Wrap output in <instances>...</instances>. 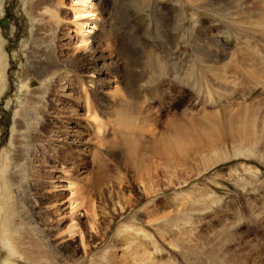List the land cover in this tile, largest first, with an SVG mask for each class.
I'll return each instance as SVG.
<instances>
[{"label": "rangeland", "instance_id": "rangeland-1", "mask_svg": "<svg viewBox=\"0 0 264 264\" xmlns=\"http://www.w3.org/2000/svg\"><path fill=\"white\" fill-rule=\"evenodd\" d=\"M0 1V264H264V0H93L91 42L106 67L96 87L72 0H39L45 20L37 26L25 20L37 1ZM38 64H57L46 84ZM172 137L186 144L196 177L120 212L142 182L163 186ZM213 142L226 160L202 172V150ZM71 190L81 209H71ZM90 204L102 242L91 232ZM74 225L91 252L59 263L41 239L54 230L71 241Z\"/></svg>", "mask_w": 264, "mask_h": 264}, {"label": "bare ground", "instance_id": "bare-ground-1", "mask_svg": "<svg viewBox=\"0 0 264 264\" xmlns=\"http://www.w3.org/2000/svg\"><path fill=\"white\" fill-rule=\"evenodd\" d=\"M26 2V4H30L32 3L33 1H37L36 5H34V2L32 3V6L27 8L28 9V17L25 16V20L26 21H30V23H32L34 26L35 24L39 23L41 25V23L43 22V18H40L41 15H39L38 13H36L37 11V5H38V1L39 0H24ZM23 1V2H24ZM95 1V0H94ZM93 0H72V11H73V14H74V27L76 28V32H77V37H78V41H77V44H78V47H79V50L80 52H84V54H87V52L89 54H87L86 56V61H87V66H86V72L89 74V80L88 82L91 84V86H95L96 85L98 86V83L100 84L99 80H97V77L95 75H103L104 73V68L105 65L102 63L105 59H102V57L97 53V50H96V46H94V41L91 42V39H93V36L95 34V31L97 29V27L99 26L98 25V22H96V14H95V9L94 7L96 6L95 2ZM222 0H216V2L220 3ZM224 3V1H223ZM194 4V3H193ZM3 6V3L0 1V8H2ZM30 6V5H28ZM26 8V7H25ZM263 8V7H262ZM47 9V8H46ZM41 10V9H40ZM26 11V9H25ZM55 11V9H54ZM52 11H49L48 14H50ZM46 13V12H45ZM54 14V13H53ZM56 15V14H54ZM53 16V15H52ZM59 17V16H58ZM50 18V17H49ZM57 18V17H56ZM195 21V20H194ZM101 22V21H100ZM247 23V22H246ZM36 24V26H37ZM43 24V23H42ZM100 24V23H99ZM30 25V24H29ZM58 25V24H57ZM101 25V24H100ZM103 25V24H102ZM42 29V28H41ZM51 33V31H50ZM260 42V41H259ZM2 43V42H1ZM92 43V46L90 47L89 45ZM5 46V45H4ZM89 46V47H87ZM3 45L0 47V49H2ZM252 47V46H251ZM100 48V47H98ZM103 48V47H101ZM103 50V49H102ZM99 52V51H98ZM102 52V51H101ZM76 54V53H75ZM80 54V53H79ZM101 54V53H100ZM104 56V55H103ZM81 57V56H79ZM108 57V56H107ZM6 59V55L5 53L3 52V49L2 51L0 50V62H3V59ZM109 58V57H108ZM49 59V58H47ZM255 59V58H254ZM259 59V58H258ZM247 61V60H246ZM5 62V60H4ZM38 62V61H37ZM70 62V61H69ZM111 63V62H110ZM60 64V63H59ZM6 65V64H4ZM83 65V64H82ZM65 66V65H64ZM109 67V66H108ZM56 68L57 67V64H38L36 67H35V75L41 80V83L42 84H46V82H48V80L50 81V77H52L53 75H55L56 73ZM60 68V67H59ZM65 68H67V66H65ZM1 69V68H0ZM7 70V69H6ZM28 71V70H27ZM250 72V71H249ZM263 72V71H262ZM33 73V75H34ZM244 73V72H243ZM254 73V72H253ZM256 73V72H255ZM264 73V72H263ZM25 74V73H24ZM27 74V73H26ZM31 75V74H30ZM5 76V69L3 67V70L0 71V85L1 86H7L5 83H4V80L2 79V77ZM256 76V75H255ZM258 76V75H257ZM26 77V76H25ZM28 78V77H26ZM31 78V77H30ZM223 79V78H222ZM64 80V79H61V81ZM25 84H22L21 88L24 90V89H29L30 84H31V81H28V80H25L24 81ZM66 83V82H65ZM232 85V84H231ZM0 86V87H1ZM69 86V84H68ZM68 88V87H67ZM1 89V88H0ZM3 90H5V87L3 88ZM65 90V88L63 89ZM225 91V90H224ZM1 94V92H0ZM42 95V94H41ZM36 97V96H35ZM1 99V98H0ZM19 99V98H18ZM148 103V102H147ZM16 104H19V100L16 102ZM22 105V104H21ZM15 106V105H14ZM131 106V105H130ZM133 106V105H132ZM137 106V105H135ZM88 107V106H87ZM123 109V108H122ZM132 110V109H131ZM22 111V110H21ZM126 112V111H125ZM131 113V112H130ZM122 114V113H121ZM112 118H113V114H109ZM131 115V114H130ZM206 116V115H205ZM23 117V116H22ZM96 118V117H95ZM111 118V119H112ZM118 119L120 118L117 116ZM133 118H136L133 116ZM132 118V119H133ZM128 120H125V124L126 125H129L127 126L126 128L128 130L130 129H136V127L133 126V123H132V120L129 121V118H127ZM131 119V118H130ZM216 118H213V120H215ZM113 120V119H112ZM116 120V118H115ZM137 120V119H136ZM135 120V121H136ZM97 121V120H96ZM114 121V120H113ZM127 121H129L130 123L127 124ZM134 121V120H133ZM141 121V119H140ZM115 122V121H114ZM113 123V122H112ZM138 122H136L137 124ZM180 123V122H179ZM247 126L245 128V131L244 133H249L250 132V129L252 128L253 126V123L251 121H248L247 122ZM115 124V123H114ZM121 123H119L117 126L120 125L121 127ZM97 128H96V136L98 138V141L101 142L103 145L106 144V142H103L105 140H109V142H111L110 138H105L106 134L108 132L107 131V126H105L106 124L102 121H98L97 122ZM125 125V126H126ZM176 125V124H175ZM178 125V124H177ZM115 126V125H114ZM123 127V126H122ZM121 127V128H122ZM144 127H146V125H144ZM14 128V127H13ZM174 130L176 127H173ZM180 128V126L178 127ZM184 128V127H183ZM123 129V128H122ZM146 129V128H145ZM144 129V131H145ZM177 129V128H176ZM118 130V129H117ZM125 131L128 132V130L126 129H123ZM139 130V129H138ZM180 130V129H178ZM182 130V129H181ZM115 131V130H114ZM177 132V130H175ZM174 131V132H175ZM117 132V131H116ZM124 132V131H122ZM130 132V131H129ZM137 132V131H136ZM175 132V133H176ZM179 132V131H178ZM255 132V131H254ZM119 135H120V132H118ZM139 134V132H137ZM145 133V132H144ZM175 133L173 135H175ZM180 133V132H179ZM217 133V132H216ZM116 134V133H115ZM130 134H133L132 132ZM137 134V135H138ZM143 134V133H142ZM123 135H126L123 133ZM129 136V134H127ZM126 135V136H127ZM140 135V134H139ZM180 135V134H179ZM109 136V135H107ZM121 136V135H120ZM134 136V135H133ZM131 135L130 138L133 137ZM171 136V134L169 135ZM176 136L178 137V135L176 134ZM188 136V134H187ZM135 137V136H134ZM177 137H175V139L173 138V140L168 141V145H164V149L162 148V150L166 153L165 157L167 156V159L166 161L163 160L161 161L160 163L163 162V164H161V167H162V171L164 173V180H163V186H160V187H153V186H146V182H142L144 184V186H140L139 189L137 190V195H136V200L135 202H132V201H127V199L124 198V196L121 198L122 200L125 201L124 205L123 206H119L120 208V212L122 211V213H126L127 211L133 209L137 204L140 203V200L144 199V197L146 198L147 196L149 195H152L153 193L155 195H157L156 193H162L163 191H166V190H169V189H180L182 188L183 186L187 185L188 182H190V180L195 176V174L192 172V170L190 169V167H188L186 165V160L188 158V154H187V146L186 144H183V142L181 141L180 138L176 139ZM191 137V136H190ZM105 138V139H104ZM112 138V137H111ZM206 138V137H205ZM215 138V137H214ZM219 138V137H218ZM104 139V140H103ZM134 139V138H133ZM137 138H135L136 140ZM171 139V138H170ZM194 139V138H193ZM129 140V139H128ZM216 140V139H215ZM244 140V139H243ZM133 141V140H131ZM194 142V141H192ZM109 143H107L106 146H108ZM111 144V143H110ZM136 143H134L132 146V148L135 150L136 148ZM200 144V143H199ZM253 144V143H252ZM211 148L207 149V150H202V152H207V154H201L200 152L197 154L198 156L202 155L203 158H206L205 160H203V162L205 163L204 164V168L202 169V172H206L207 170H209L210 168H212L213 166H216V164H218L219 162L221 161H224L226 160L225 156L224 155H221V151H219V145H220V142L218 143H211ZM238 145V144H237ZM104 146V145H103ZM104 146V147H106ZM236 146V145H235ZM120 144L117 145V149H120ZM241 147V146H240ZM239 147V148H240ZM253 147V146H252ZM131 148V149H132ZM190 148V147H189ZM221 148V146H220ZM238 149V148H236ZM243 149V148H242ZM186 150V151H185ZM129 150H127L126 152L124 153H127ZM161 153V152H160ZM190 153V152H188ZM133 153H129V154H124V155H121V166H123L125 169L127 168V160H129V158L132 156ZM162 154V153H161ZM236 154V153H235ZM196 155V154H195ZM160 156V155H159ZM164 156V155H163ZM16 157V156H15ZM228 157V156H227ZM132 161V160H130ZM130 161H128L130 163ZM128 163V164H129ZM159 163V162H158ZM6 164V163H5ZM220 165V164H219ZM130 166V164H129ZM3 167V166H2ZM158 167H160L158 165ZM7 168H8V165H7ZM156 169V167H155ZM159 169V168H158ZM201 173V172H200ZM193 180V179H192ZM5 182V181H4ZM141 183V184H142ZM71 184V183H70ZM72 186V185H71ZM132 188L134 189V186H132ZM77 189V188H76ZM135 192H136V189H135ZM71 193V197L69 198V202H70V206L72 207L71 209L74 211L76 208H80V205L78 203V205L76 204V200L75 198L73 197V194L74 192L71 190L70 191ZM75 196H77L76 194H74ZM78 198V197H77ZM86 203V202H85ZM76 204V205H75ZM118 204H120L118 202ZM83 205V204H82ZM86 205V204H85ZM88 205V204H87ZM121 205V204H120ZM138 206V205H137ZM81 209V208H80ZM83 209V207H82ZM86 209V208H85ZM134 210V209H133ZM112 211V210H111ZM95 209L93 208V205H89V207L86 209V213L88 215V218L90 220V224H91V232L94 233V236L96 238H100L99 241L102 242L103 239L101 238V232L99 231V228L97 227V217L95 215ZM117 212V211H116ZM131 212V211H130ZM110 214V213H109ZM169 214V213H168ZM112 216V215H111ZM170 216V215H169ZM167 216V217H169ZM115 219V218H114ZM74 220V219H73ZM113 221V219H112ZM74 222V221H72ZM73 224V223H72ZM71 224V225H72ZM76 224V223H75ZM79 223H77L78 225ZM90 226V225H89ZM74 228H77L75 225L74 226H70L69 229L70 230V233L72 234L70 239L71 241H68L66 240L65 238L61 237L62 239H58L56 240V238H54V234H52V231L54 230H51L49 233H47L45 235V237L43 236V238L41 240H44L46 241V244L51 247V249L53 250V254H55L54 256V259L57 260L59 263H64V262H74L75 260V257H77L78 254H82V251L84 253V255H88L91 250L89 249L88 247V241H85L86 238L83 237L81 231L78 229H75ZM32 231V230H30ZM74 231V232H73ZM66 232V231H65ZM73 232V233H72ZM67 234V233H66ZM27 236V235H26ZM77 236H80L81 237V245H78L77 243V240L76 237ZM92 236V237H94ZM8 237V236H7ZM136 237V236H135ZM134 237V238H135ZM130 239V238H129ZM90 240V238H89ZM94 240V239H93ZM96 240V239H95ZM132 241V239H131ZM8 242V241H7ZM14 242V241H13ZM134 244V243H133ZM8 244H6L7 246ZM81 246V248H80ZM92 246V245H91ZM13 247V246H12ZM11 247V249H12ZM91 248V247H90ZM62 249H65V250H68L71 252V254L68 256V258H65L63 255H62ZM11 251V250H10ZM13 252V254H18V255H21V253H18L17 249H12L11 253ZM145 252V251H144ZM138 254V253H136ZM133 255V254H132ZM146 254H144L145 256ZM16 256V255H15ZM136 256V255H135ZM141 256V255H140ZM142 255V258H141V263L145 260V258ZM138 257V256H137ZM78 258V257H77ZM80 258V257H79ZM140 258V257H139ZM143 259V261H142ZM77 260V259H76ZM136 262H140V259H137L136 260V257H134V260H133V263ZM75 263V262H74ZM6 264H16V263H12L11 260H7Z\"/></svg>", "mask_w": 264, "mask_h": 264}]
</instances>
